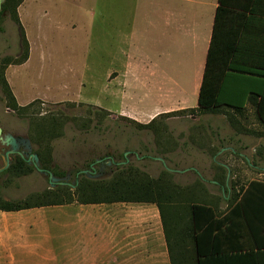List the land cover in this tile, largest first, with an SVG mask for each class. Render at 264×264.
<instances>
[{"label":"rangeland","instance_id":"1","mask_svg":"<svg viewBox=\"0 0 264 264\" xmlns=\"http://www.w3.org/2000/svg\"><path fill=\"white\" fill-rule=\"evenodd\" d=\"M104 4L105 0H93L92 6L100 10L105 9ZM110 5L116 11L137 9L136 0H112ZM139 10L142 12L146 8L141 6ZM58 21L62 25L70 24L69 18ZM96 22L101 25V19ZM24 27L33 44L32 61L26 68L18 67L8 74L19 103L23 105L44 92H59L66 97L70 94L74 100H32L23 110L13 108L3 83L6 68L2 62L7 58L21 60L23 50L18 27L11 17L5 16L0 20V127L5 132L27 136L34 154L41 156L38 157L40 168L56 172L60 177L69 175L73 190L82 179V174L78 176L80 172L88 171L97 160L111 156L115 164L105 168L102 176L87 178L92 181L107 179V183L118 181L121 191L124 190L121 182L131 184L132 191L147 185L160 191L175 227H171L173 240L184 242L182 250L175 248V253L183 255L181 264H186L187 252H194L195 257L190 234L193 206L208 207L221 217L233 207L229 199L238 196L241 189L253 181L264 182V125L255 105L250 102L242 114L225 109L218 114L173 117L154 113L142 121L145 124L135 118L128 119L139 124L124 120L117 111L126 108L135 114L137 110H155L159 98L153 96L151 86L127 80L113 82L110 91L106 76L114 67L66 65L71 51L68 45L57 44L56 40L69 34L58 33L54 26L45 27L50 38L46 52L52 62L41 64L40 24L36 18H24ZM123 28L129 31L135 26L129 23ZM86 45L82 43L77 51L74 50L81 59L89 52ZM142 46L145 54L150 53L151 45ZM154 119L149 129L138 126ZM14 164L1 176L0 203L19 201L49 205L71 200L55 192L56 187L51 188L49 179L38 171L23 175L13 168ZM123 166L130 169L122 175L115 174ZM80 197L77 194L76 199ZM177 231L179 234H175Z\"/></svg>","mask_w":264,"mask_h":264},{"label":"crops","instance_id":"2","mask_svg":"<svg viewBox=\"0 0 264 264\" xmlns=\"http://www.w3.org/2000/svg\"><path fill=\"white\" fill-rule=\"evenodd\" d=\"M111 1L105 0V9L98 10L92 6L93 0H25L18 12L30 56L26 63L7 69L10 87V70L26 68L32 61L33 44L24 18H36L41 27V64L52 62L46 52L50 38L45 27L54 26L58 33L69 34L56 40L57 44L69 46L71 56L66 65L114 67L106 76L107 82L110 81L107 90H113V82L136 80L151 86L153 96L159 98L154 111L137 110L134 116L125 108L117 111L119 116L143 123L154 113L160 116L196 109L220 0H136L137 9L132 11L112 10ZM225 2L230 13L223 22L233 33L232 49H238L239 43L249 52H258L237 63L264 64V0ZM149 5L151 8L147 9ZM141 6L146 10L141 12ZM59 18H69L70 24L62 25ZM96 19H101L100 26ZM129 23L135 26L130 32L123 28ZM82 43H87L89 51L83 59L76 52ZM146 44L151 45L148 54L142 46ZM141 89L144 94V88ZM39 94L23 105L14 96L21 107L32 100H74L70 94L66 97L59 92ZM261 238L264 236L258 240H264ZM246 240L253 246L250 238ZM193 256L194 252H187L188 264H193ZM0 264H172V261L158 205L116 202L0 211ZM204 264H264V250L231 254L225 259L212 257Z\"/></svg>","mask_w":264,"mask_h":264},{"label":"trees","instance_id":"3","mask_svg":"<svg viewBox=\"0 0 264 264\" xmlns=\"http://www.w3.org/2000/svg\"><path fill=\"white\" fill-rule=\"evenodd\" d=\"M24 1L6 0L0 13V20L5 16H9L18 27L23 50L21 60L12 61L10 58L3 60L2 63H4L6 71L10 66L26 63L30 56L29 42L18 12ZM220 2L221 6L216 16L213 41L200 89L198 107L160 116L173 117L184 114L195 115V113L201 115L218 114L225 109L242 114L246 105L251 102L255 105L258 118L264 125V64L258 61L252 64L237 63L241 61L239 59H244L253 54L256 56L258 52H249L247 47H241L239 43L237 45L238 49H232L233 33L226 28L227 25L223 22L229 15L230 10L225 0H220ZM242 38H244V35ZM6 71H4L2 76L4 86L9 95V103L12 104L13 108L23 110L27 107H21L17 103L7 78L5 79ZM122 118L124 119L125 117ZM124 120L137 123L128 118ZM154 121L156 119L147 125L140 124L138 126L142 129H149ZM38 157L40 158L41 156L38 155ZM13 168L23 175L37 171L34 166H29L21 158L14 164ZM129 169V166H123L115 174L122 175ZM53 174L55 177H60L56 172ZM87 177V175H82V179L75 185L74 190L68 186H56L55 192L68 198L71 197V200L49 205H30L19 201L2 202L0 203V211L12 213L73 203L82 205L116 202L155 203L160 208L172 264L182 263L184 257L183 255H178V252L176 254L175 248L182 250L184 246L181 243L184 242L181 241L179 243L178 241L176 243L175 239L173 240L172 236L174 233L171 230L173 224L170 222L164 205L165 201L161 199L160 191L150 189L149 185L143 186L140 190L132 191L130 188L131 184L125 185L123 182L121 183L124 190L121 191L118 181L114 180L111 183H107V179L92 181ZM128 192L130 193L127 196ZM77 194L81 196L79 199H76ZM139 195H143L145 198H140ZM229 202L233 207L221 217H217L214 211L208 207L193 206L190 234L195 251L194 264H204L208 258L212 257L225 259L231 254L264 250V240H258L259 237L264 236V182H251L247 187L241 189L238 196L230 198ZM173 228L175 227L173 226ZM175 234H179V232L177 231ZM248 238L252 240L253 246H250V242L246 240ZM205 248L209 249L205 250Z\"/></svg>","mask_w":264,"mask_h":264},{"label":"flooded vegetation","instance_id":"4","mask_svg":"<svg viewBox=\"0 0 264 264\" xmlns=\"http://www.w3.org/2000/svg\"><path fill=\"white\" fill-rule=\"evenodd\" d=\"M9 153L11 154L7 156ZM33 154V145L27 136L14 135L12 133L5 132L2 128V134L0 136V161L2 162V165H0V169L5 168L6 161H9L10 163L8 166L9 168L11 165L16 163L19 158L25 160L28 164L30 162L34 166V162L32 160ZM112 164H115L113 158L111 156H106L90 165L89 170L84 171L86 174H84V172H80L78 176L80 174L87 175L88 177L102 176L104 169L110 167ZM8 168L4 172L0 173V183L2 182L1 176L8 170ZM58 178L66 179L68 183L71 182V177L69 175Z\"/></svg>","mask_w":264,"mask_h":264},{"label":"water","instance_id":"5","mask_svg":"<svg viewBox=\"0 0 264 264\" xmlns=\"http://www.w3.org/2000/svg\"><path fill=\"white\" fill-rule=\"evenodd\" d=\"M5 1H6V0H0V13H1V11H2V7H3V4L5 3ZM1 134H2V128L0 127V136H1ZM29 143H30V142H29ZM10 154H11V153H9L7 156H9ZM32 160H33V162H34V167L36 168V170H37L40 174L44 175L45 177H47V178L49 179V183H50L51 188H55L57 185H60V186H68V187H72V188H74V186H73L72 184L68 183V182L66 181V179H60V178H58V177H55L53 173L41 169V168H40L39 158H38L37 155L33 154V155H32ZM159 160H160L161 162L164 163V161H163L162 159H159ZM9 164H10L9 161H6V166H5V168L0 169V173L4 172V171L8 168ZM29 164H30V165H33V164H31L30 162H29ZM227 169H228V168H227ZM263 170H264V169H263ZM228 171H229V169H228ZM84 174H86V172H84ZM228 176H229V175H228ZM91 178H94V177H91ZM77 184H78V182H77Z\"/></svg>","mask_w":264,"mask_h":264}]
</instances>
